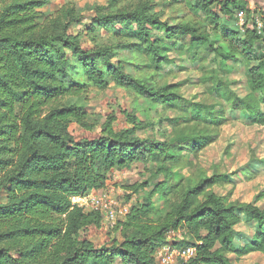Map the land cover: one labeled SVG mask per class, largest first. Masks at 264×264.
<instances>
[{
    "label": "trees",
    "instance_id": "1",
    "mask_svg": "<svg viewBox=\"0 0 264 264\" xmlns=\"http://www.w3.org/2000/svg\"><path fill=\"white\" fill-rule=\"evenodd\" d=\"M121 1L107 0L104 11L94 8L89 24L72 35L70 29L85 20L73 3L44 15L49 0H0V264H158L156 251L170 231L190 238L180 250L195 249L180 264L264 256V208L256 204L262 196L233 202L230 192L213 191L227 182L224 174L183 179L173 168L215 143L231 120L264 127V29L258 34L248 22L245 0ZM180 3L200 23L163 20L158 8ZM238 13L245 17L242 28ZM101 31L111 40L97 42ZM83 34L90 47H82ZM203 47L214 55L207 63L199 56ZM121 52L130 58L119 59ZM183 56L198 61L202 77L213 76L208 81L220 104L185 97L182 82L157 84L166 69H182ZM229 61L247 66L242 97L223 80ZM111 86L148 106L124 111L126 126L118 131L113 114L103 124L90 123L82 106L90 89ZM159 108L167 116L147 113ZM72 125L86 132L98 127L99 135L77 139ZM134 165L150 177L129 188L136 201L112 228L119 238L97 247L87 232L101 226L102 216L70 200L105 190L112 171ZM243 220L254 236L236 245Z\"/></svg>",
    "mask_w": 264,
    "mask_h": 264
},
{
    "label": "rangeland",
    "instance_id": "2",
    "mask_svg": "<svg viewBox=\"0 0 264 264\" xmlns=\"http://www.w3.org/2000/svg\"><path fill=\"white\" fill-rule=\"evenodd\" d=\"M245 1H247L250 12L248 22L251 24H254L255 21L264 22V0ZM121 2L122 5L129 4L128 0H122ZM70 3H73L77 11H82V16L85 18L82 25L73 26L70 29V34L75 35L77 32H82L84 27L89 24V19L94 16V8L104 11L107 0H49L48 5L41 11L44 15H50ZM158 10L163 11V20L171 19L175 23H200V18L193 15L185 3L159 7ZM233 24L234 22L231 25L228 24V26L233 28ZM206 29L208 30V24ZM82 37V47H90L91 44L88 38L84 34ZM110 40V35L108 36L102 31L97 33V42L104 43ZM199 56L204 58V62L207 63L214 55L207 47H203L199 52ZM124 58L129 59L130 55L121 52L119 59ZM180 58V62L183 64L182 69L173 67L172 72L166 69L164 74L157 75V84H178L182 82L180 90L185 97H195L197 100L207 102L210 105L220 104L221 100H219L217 92L208 81L213 76L211 74L205 75L208 78L205 79V77H202V72L199 71L198 61L197 63H190L186 57ZM224 68L227 73L224 74L223 80L230 82L231 89L237 96H244L248 78L247 66L240 61H229ZM127 70L140 75L132 67H127ZM146 72L148 75L150 71ZM189 81L193 83L190 84ZM82 106L88 113L90 123L103 124L106 118L113 114L116 119L113 126L117 131L126 126L122 115L124 111L129 113L133 107L145 111L148 109L147 105L140 100H136L130 92L112 86L102 91L90 89L82 99ZM147 113L152 118L167 116V112L161 108L157 110V113L149 111ZM99 131L98 127L91 132L81 130L75 125L70 127V132L77 139H94L99 135ZM173 168L183 179H196L199 172L211 176L212 172L216 170L225 175L227 182L222 187L214 188V193L227 195L230 192V201L240 204L252 203L258 196H262L256 204L264 208V127L251 126L242 117L231 120L220 129L219 137L215 143L198 154L196 158L181 159L173 165ZM149 177V174L140 165H134L128 170H114L109 175L105 190L96 193L105 194L119 208L126 207L128 213L129 208L136 201V195L132 194L129 188L134 184H140ZM162 179L160 176L159 179L151 180L155 184V182H160ZM149 190L151 188H147L146 192ZM129 196L130 200L127 201L126 197ZM141 197H144V194L141 193ZM122 217H117V220ZM114 226L115 224H110L102 218L101 226L98 229L90 228L87 237L97 247L107 244L110 238H119L118 234L112 232ZM254 230L253 226L246 220L241 221L235 229L236 245L239 243L249 244L254 236ZM166 242L167 244L163 246H170L174 252H177L181 246L186 245L187 242L190 243L191 240L189 237L184 236L181 231H170L166 235ZM230 258H232L233 264H264V256L256 253L241 257L238 260H235L232 255ZM180 262L181 260L175 259L172 264H180Z\"/></svg>",
    "mask_w": 264,
    "mask_h": 264
},
{
    "label": "built area",
    "instance_id": "3",
    "mask_svg": "<svg viewBox=\"0 0 264 264\" xmlns=\"http://www.w3.org/2000/svg\"><path fill=\"white\" fill-rule=\"evenodd\" d=\"M244 18L243 13L237 14L238 25L241 28L244 25ZM254 28L258 34L262 33L264 22L255 21ZM70 202L72 206L78 207L87 213H99L110 224H115L117 217L125 216L128 210L126 207H117L116 203L111 202L105 194L96 192L85 196L73 197ZM194 255L195 249L191 247L174 252L170 246H162L156 251L158 264H172L175 259L186 262L193 258Z\"/></svg>",
    "mask_w": 264,
    "mask_h": 264
}]
</instances>
